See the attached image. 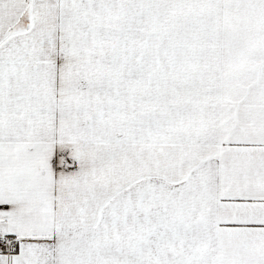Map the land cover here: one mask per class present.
Wrapping results in <instances>:
<instances>
[{
  "label": "snow or ice",
  "instance_id": "1",
  "mask_svg": "<svg viewBox=\"0 0 264 264\" xmlns=\"http://www.w3.org/2000/svg\"><path fill=\"white\" fill-rule=\"evenodd\" d=\"M0 264H264V0H0Z\"/></svg>",
  "mask_w": 264,
  "mask_h": 264
}]
</instances>
